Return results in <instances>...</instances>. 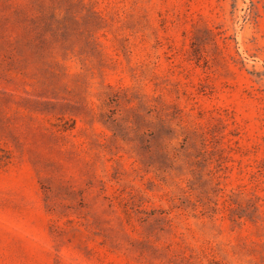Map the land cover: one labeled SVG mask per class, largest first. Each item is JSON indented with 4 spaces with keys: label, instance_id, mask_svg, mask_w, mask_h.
<instances>
[{
    "label": "rangeland",
    "instance_id": "1",
    "mask_svg": "<svg viewBox=\"0 0 264 264\" xmlns=\"http://www.w3.org/2000/svg\"><path fill=\"white\" fill-rule=\"evenodd\" d=\"M0 264H264V0H0Z\"/></svg>",
    "mask_w": 264,
    "mask_h": 264
}]
</instances>
